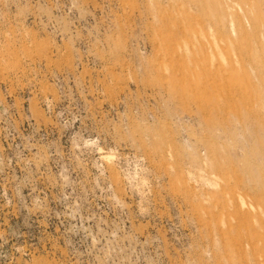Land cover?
I'll list each match as a JSON object with an SVG mask.
<instances>
[{"label":"rangeland","instance_id":"374dc122","mask_svg":"<svg viewBox=\"0 0 264 264\" xmlns=\"http://www.w3.org/2000/svg\"><path fill=\"white\" fill-rule=\"evenodd\" d=\"M0 264H264V0H0Z\"/></svg>","mask_w":264,"mask_h":264},{"label":"bare ground","instance_id":"6f19581e","mask_svg":"<svg viewBox=\"0 0 264 264\" xmlns=\"http://www.w3.org/2000/svg\"><path fill=\"white\" fill-rule=\"evenodd\" d=\"M232 61V60H231ZM233 64V63H232ZM248 106V105H247ZM250 106V105H249Z\"/></svg>","mask_w":264,"mask_h":264}]
</instances>
